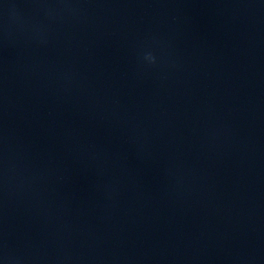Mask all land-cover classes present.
Segmentation results:
<instances>
[{"label":"water","instance_id":"95a60500","mask_svg":"<svg viewBox=\"0 0 264 264\" xmlns=\"http://www.w3.org/2000/svg\"><path fill=\"white\" fill-rule=\"evenodd\" d=\"M0 264H264V0H0Z\"/></svg>","mask_w":264,"mask_h":264}]
</instances>
